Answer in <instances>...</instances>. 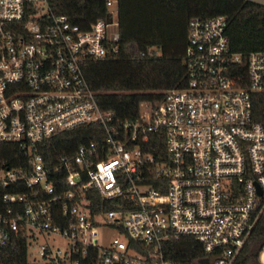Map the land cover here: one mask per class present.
<instances>
[{
    "label": "built area",
    "instance_id": "obj_1",
    "mask_svg": "<svg viewBox=\"0 0 264 264\" xmlns=\"http://www.w3.org/2000/svg\"><path fill=\"white\" fill-rule=\"evenodd\" d=\"M116 3L104 0L106 17L82 30L47 13L44 0H0V143L26 158L0 165V248L23 236L25 264H173L161 243L191 236L206 264H232L264 209V125L250 99L264 92V51L233 52L224 16L192 17L186 85L120 120L83 71L117 51ZM89 124L102 140L44 165L41 141ZM160 129L167 158L150 176L145 147ZM96 195L125 198L104 209ZM105 232L114 235L106 241Z\"/></svg>",
    "mask_w": 264,
    "mask_h": 264
},
{
    "label": "trees",
    "instance_id": "obj_2",
    "mask_svg": "<svg viewBox=\"0 0 264 264\" xmlns=\"http://www.w3.org/2000/svg\"><path fill=\"white\" fill-rule=\"evenodd\" d=\"M44 6L47 13L63 15L82 30L107 15L104 0H44ZM116 13L117 51L106 58L85 62L83 71L100 107L112 111L120 120L137 119L142 104L156 107L167 90L186 85L187 69L182 57L187 45V24L192 17L224 16L225 34L233 52L246 57L251 52L264 51V6L249 1L117 0ZM250 99L253 120L264 125V92L251 93ZM164 132L160 129L149 133L145 151L153 158L150 176L155 164L167 158ZM103 137L99 125H83L44 139L38 152L44 165L53 168L60 156ZM2 164L23 167L26 158L12 144L0 143ZM124 198L122 195L111 202ZM95 202L104 209L112 204L97 195ZM161 253L173 264H206L211 260L191 236L163 241ZM259 255L264 262V209L232 264H261ZM25 259L23 236L0 248V264H25ZM83 264L96 263L90 258Z\"/></svg>",
    "mask_w": 264,
    "mask_h": 264
},
{
    "label": "rangeland",
    "instance_id": "obj_3",
    "mask_svg": "<svg viewBox=\"0 0 264 264\" xmlns=\"http://www.w3.org/2000/svg\"><path fill=\"white\" fill-rule=\"evenodd\" d=\"M146 105H148V104H142V105L140 106V112H141V113H145V111L148 109L149 106L147 107ZM113 235H114L113 233L105 232L103 237H104V238L106 239V241H107V240H108L109 238H111ZM56 241H57V243H58V245H59V249H63V247H64V243H63V241L60 240V239H57ZM42 243H45L44 239L41 238V237L38 238V244H42ZM30 251L32 252L33 249L31 248ZM259 261H260L261 264H264L263 261L260 259V255H259Z\"/></svg>",
    "mask_w": 264,
    "mask_h": 264
}]
</instances>
